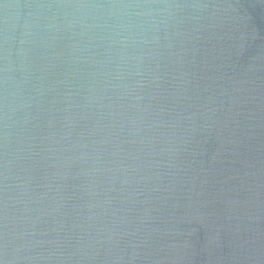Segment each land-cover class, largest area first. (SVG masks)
Returning <instances> with one entry per match:
<instances>
[{
    "label": "water",
    "instance_id": "obj_1",
    "mask_svg": "<svg viewBox=\"0 0 264 264\" xmlns=\"http://www.w3.org/2000/svg\"><path fill=\"white\" fill-rule=\"evenodd\" d=\"M0 264H264V0H0Z\"/></svg>",
    "mask_w": 264,
    "mask_h": 264
}]
</instances>
